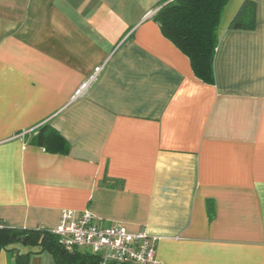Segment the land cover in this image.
Segmentation results:
<instances>
[{
  "label": "crops",
  "instance_id": "obj_1",
  "mask_svg": "<svg viewBox=\"0 0 264 264\" xmlns=\"http://www.w3.org/2000/svg\"><path fill=\"white\" fill-rule=\"evenodd\" d=\"M164 1L0 0V228L88 210L157 238V264H264V0L252 31L229 0L213 85L152 19ZM27 253L56 264L20 244L0 264Z\"/></svg>",
  "mask_w": 264,
  "mask_h": 264
},
{
  "label": "trees",
  "instance_id": "obj_2",
  "mask_svg": "<svg viewBox=\"0 0 264 264\" xmlns=\"http://www.w3.org/2000/svg\"><path fill=\"white\" fill-rule=\"evenodd\" d=\"M228 3L229 0H166L152 17L163 36L189 58L195 76L209 85L215 83L218 29ZM255 27L256 4L245 0L229 28L252 31ZM34 141L48 153L67 155L70 151L68 142L47 124L39 127ZM16 244L48 252L56 264H102L99 256L64 247L51 230L0 228V252ZM31 255L17 254L15 264H28Z\"/></svg>",
  "mask_w": 264,
  "mask_h": 264
},
{
  "label": "built area",
  "instance_id": "obj_3",
  "mask_svg": "<svg viewBox=\"0 0 264 264\" xmlns=\"http://www.w3.org/2000/svg\"><path fill=\"white\" fill-rule=\"evenodd\" d=\"M52 232L64 247L99 256L102 264H157V238L131 234L121 224L101 226L88 210H64Z\"/></svg>",
  "mask_w": 264,
  "mask_h": 264
},
{
  "label": "water",
  "instance_id": "obj_4",
  "mask_svg": "<svg viewBox=\"0 0 264 264\" xmlns=\"http://www.w3.org/2000/svg\"><path fill=\"white\" fill-rule=\"evenodd\" d=\"M160 9H161V8H160ZM160 9H159V10H160ZM159 10H157V11H159Z\"/></svg>",
  "mask_w": 264,
  "mask_h": 264
}]
</instances>
